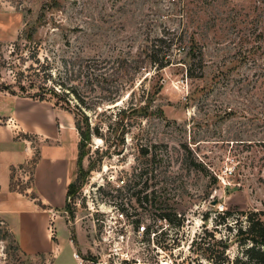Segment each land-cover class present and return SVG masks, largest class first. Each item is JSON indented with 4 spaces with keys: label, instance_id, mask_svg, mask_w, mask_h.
<instances>
[{
    "label": "rangeland",
    "instance_id": "374dc122",
    "mask_svg": "<svg viewBox=\"0 0 264 264\" xmlns=\"http://www.w3.org/2000/svg\"><path fill=\"white\" fill-rule=\"evenodd\" d=\"M0 35V104L9 91L41 93L78 141L49 189L47 250L26 251L4 209L0 264H212L190 251L203 225L264 210V0H0ZM158 38L167 65L153 60ZM46 57L63 87L33 69ZM78 127L93 132L81 157ZM11 135L0 131L3 207L10 192L48 195L43 173L34 183L46 141ZM20 142L33 155L9 165ZM174 212L185 226L160 219Z\"/></svg>",
    "mask_w": 264,
    "mask_h": 264
},
{
    "label": "crops",
    "instance_id": "0c3cea01",
    "mask_svg": "<svg viewBox=\"0 0 264 264\" xmlns=\"http://www.w3.org/2000/svg\"><path fill=\"white\" fill-rule=\"evenodd\" d=\"M3 38L4 37H1L0 35V40ZM3 99L4 100H2V103L0 104V118L5 119L7 125H4L0 131L6 130L12 135L17 131L32 133L38 138L46 141L41 149V151L46 154V160L43 161V156L38 159L34 168V183H37V176H40V173H43L48 187V195L41 194L38 200L29 197L27 194L24 195L17 193L13 195V192H10V195L12 194V196L6 200L7 206L4 205L3 207L0 202V212L6 210L10 213L9 220L26 251L38 252L47 250L48 247L45 243L47 240L45 230L48 231V225L50 224L51 218H53V197L49 192V189L52 188L51 182L53 181L56 172L59 170L61 161L67 164L69 161L68 159L72 156L67 155L68 148H75L78 141L74 142L70 137V128L64 126L62 122L60 123L56 109L46 100L33 98L31 96H22L10 92L8 93V96H5ZM8 139L11 140L12 137ZM20 143H22V149L19 153L21 157L19 156L20 159L19 157H16V159L9 165H22L31 159L33 155L32 147L26 142ZM75 159L76 158L73 155L72 160L75 161ZM5 168H7V166H5ZM7 175L8 173L6 174V177H4L5 180L2 189L8 185L9 181ZM67 188L65 189L66 199ZM63 221L65 225L66 222L65 220ZM61 226H63V223ZM61 226L56 223L57 231ZM47 237L51 239L49 233ZM49 248L51 251L54 250L53 246H50ZM72 256L74 257L73 252ZM74 259L77 264H83L79 258L74 257Z\"/></svg>",
    "mask_w": 264,
    "mask_h": 264
},
{
    "label": "trees",
    "instance_id": "16d2710c",
    "mask_svg": "<svg viewBox=\"0 0 264 264\" xmlns=\"http://www.w3.org/2000/svg\"><path fill=\"white\" fill-rule=\"evenodd\" d=\"M154 42V47L157 48V53L154 56V61H160L162 65H167L171 62V58L167 57L168 54L166 51L162 50V45L166 44V39L158 38ZM168 42V41H167ZM21 59H24L23 56H19ZM38 59V58H37ZM38 67H34L36 72H43L44 78H48L49 80H53L56 86H62L63 84L59 82L61 71L51 62L50 58L46 57L43 60H37ZM165 63V64H164ZM56 69V71L54 70ZM20 73V72H19ZM22 73V72H21ZM54 75V76H53ZM188 75L190 77L193 76L192 72L188 69ZM44 93L47 91L45 87L42 88ZM72 92L75 93V90L72 88ZM13 94H17L15 91H9ZM33 98H39L41 100H45L46 97L41 93L32 95ZM80 132L81 140H80V152L78 154L81 157L85 141H87L93 132L89 129L84 130L82 127H78ZM99 135V130L96 132ZM82 150V151H81ZM94 166L90 168L93 170ZM85 171L81 174L83 175ZM80 176V175H79ZM81 178V177H80ZM74 186L73 183L68 185L67 189V197L70 195L71 188ZM67 209L69 208V204H67ZM232 211L227 210L225 212H220L219 217L221 220H215L214 224L215 228H212L213 231H210L209 226L205 223L203 225V230L196 234L191 241L190 251L192 253H196L197 259L198 257H204L209 260L212 264H264V210H248L241 211L236 218L233 216ZM234 218V219H233ZM160 219H164L168 221V223L173 224L174 226L183 227L185 223L189 221L186 213H164L161 214ZM202 219L204 221L209 220L208 213L205 214ZM224 227L226 230V234L224 236L221 235L219 239L216 240L215 232L219 230V228ZM235 231V233H231ZM151 232L150 229L147 230V234ZM212 237L216 240L217 244L220 245V248L217 249L211 245L208 238ZM235 238V241L240 246V252L235 256L234 260H231L228 249L230 248V241ZM194 258H192L193 260ZM188 264H193L189 262ZM199 264V263H194Z\"/></svg>",
    "mask_w": 264,
    "mask_h": 264
},
{
    "label": "built area",
    "instance_id": "2783aa9c",
    "mask_svg": "<svg viewBox=\"0 0 264 264\" xmlns=\"http://www.w3.org/2000/svg\"><path fill=\"white\" fill-rule=\"evenodd\" d=\"M145 229L146 227L144 225H141L139 226L138 232L142 234L145 231ZM75 256L77 257V254H75Z\"/></svg>",
    "mask_w": 264,
    "mask_h": 264
}]
</instances>
